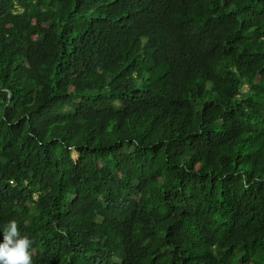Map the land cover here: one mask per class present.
Returning <instances> with one entry per match:
<instances>
[{
  "label": "trees",
  "instance_id": "1",
  "mask_svg": "<svg viewBox=\"0 0 264 264\" xmlns=\"http://www.w3.org/2000/svg\"><path fill=\"white\" fill-rule=\"evenodd\" d=\"M13 219L32 264H264V0H0Z\"/></svg>",
  "mask_w": 264,
  "mask_h": 264
},
{
  "label": "clouds",
  "instance_id": "2",
  "mask_svg": "<svg viewBox=\"0 0 264 264\" xmlns=\"http://www.w3.org/2000/svg\"><path fill=\"white\" fill-rule=\"evenodd\" d=\"M3 239L0 241V264H32L31 248L33 241L19 231L16 220H9L0 228Z\"/></svg>",
  "mask_w": 264,
  "mask_h": 264
},
{
  "label": "rangeland",
  "instance_id": "3",
  "mask_svg": "<svg viewBox=\"0 0 264 264\" xmlns=\"http://www.w3.org/2000/svg\"><path fill=\"white\" fill-rule=\"evenodd\" d=\"M68 110V109H67ZM72 156L76 159L77 158V154L75 151L72 152Z\"/></svg>",
  "mask_w": 264,
  "mask_h": 264
}]
</instances>
